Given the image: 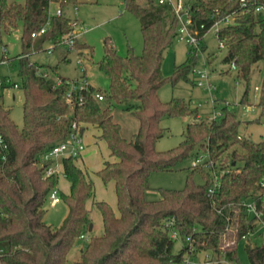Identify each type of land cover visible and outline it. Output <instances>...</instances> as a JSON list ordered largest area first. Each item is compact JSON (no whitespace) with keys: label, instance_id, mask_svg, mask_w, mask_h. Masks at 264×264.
<instances>
[{"label":"trees","instance_id":"trees-1","mask_svg":"<svg viewBox=\"0 0 264 264\" xmlns=\"http://www.w3.org/2000/svg\"><path fill=\"white\" fill-rule=\"evenodd\" d=\"M78 2L0 0V38L17 29L20 21L23 25L18 61L25 93L21 129L0 95V134L8 143L7 149L0 148V264H169L202 250L209 251L218 264H226L223 259L240 264L241 239H245L250 264H264V230L258 229L255 218L242 205L245 200L264 199V139L256 141L241 135L242 120L229 105L208 123L197 116L198 109L188 101L172 98L164 102L159 96L167 80L162 72L165 52L178 33L177 14L158 0H125L126 9L143 19V52L137 54L130 47L122 56L111 41L105 40V53L98 66L109 76V91L90 83L87 88L74 90L70 99L68 81L78 82L79 78L59 76L62 83L56 85V80L39 73L44 71L43 66L32 62L30 54L35 40L32 33L46 23L41 43L57 45L74 29L65 9ZM261 4L264 0H184L191 24L202 40L218 20L234 16V22L223 25L216 34L228 49L224 62L231 66L235 63L237 77L247 85L254 66L263 63L259 118L264 115V12L255 11V7ZM52 5L62 13H51ZM74 47L81 50L80 54L86 48L93 55L92 46L78 39ZM205 49L202 42L199 48L189 50L187 60L175 66L172 80L196 76L198 53ZM52 69L58 73V65ZM248 89L242 104L248 103ZM97 92H102L104 99H98ZM116 106L136 118L133 136L124 133ZM186 115H194L195 120L187 124L184 139L173 148L159 150L157 141L166 134L162 117ZM73 123L83 133L89 126L94 127L97 139L107 142L110 158L97 173L104 183H114L117 211L109 202L96 198L95 184L78 157L63 156L61 173L70 181V188L68 192L60 191V195L68 213L61 224L54 226L44 219L45 204L58 187L61 173L46 175L54 161L42 156L70 135ZM202 147L207 159L214 161L221 184L213 196L208 189L214 183V172L198 164L192 166L183 189L161 188L160 198H147L151 172L174 170ZM195 170L202 172V184L194 181ZM95 204L101 211L104 231L86 238L80 258L71 261L68 253L81 235L92 229L91 206ZM174 232L183 243L178 253L174 252ZM225 234L236 240L225 244ZM192 245L194 250L190 252Z\"/></svg>","mask_w":264,"mask_h":264},{"label":"rangeland","instance_id":"rangeland-1","mask_svg":"<svg viewBox=\"0 0 264 264\" xmlns=\"http://www.w3.org/2000/svg\"><path fill=\"white\" fill-rule=\"evenodd\" d=\"M24 2L25 0H10ZM77 6V8H75ZM57 9L52 5L51 12ZM66 14L74 21H78L80 30H84L78 37L80 43H87L93 48V55L88 49L70 47L69 44L60 42L54 45L52 52H48V47L53 46L50 42H42V36H37L33 41L30 60L43 66L44 71L49 77L57 80L59 76L69 79L86 77L90 83L104 92L109 91V76L100 70L98 62L105 53V40L111 41L122 56H126L129 48L133 47L137 54L143 52L144 40L142 35L143 19L128 11L125 7V0H79L77 4L69 5L65 9ZM264 12V11H263ZM222 21L213 25L203 36V44L206 46L204 51H199L195 69L198 74H190V80L183 77L172 80V75L176 65L184 63L188 58L189 46L185 41L175 38L172 46L166 50L165 58L162 64V72L167 80L159 89V96L162 101L168 102L172 98H180L189 102L192 108H197V116L203 117L208 123L214 119V115L222 112L225 105L235 110L238 117L242 120L239 127L241 135L250 136L254 140L264 139V115L261 114L259 103L260 89L263 83L262 62L254 66L250 82L247 83L237 77L236 70L232 68L230 62H224L223 58L227 54V47L220 44L217 36V30L225 24L233 23ZM23 25L19 22L17 29L10 33H3L0 38V80L4 82L0 86V95L3 96L4 105L10 109V116L21 129L23 127V104L25 93L21 87L19 76L18 55L22 51ZM4 47L7 51L4 52ZM3 56L7 59L3 60ZM58 65V73L53 71V66ZM42 70V69H41ZM200 71L205 72L206 77L202 78V84L199 83L197 75ZM229 71V72H228ZM14 83H18L15 86ZM255 86L259 87L256 94ZM248 89V103L242 104L244 92ZM117 119L124 126V133L131 137L137 130L136 118L121 107H115ZM259 118V120H257ZM195 120L194 115L186 116H164L161 119V125L166 128V134L157 141L159 150H167L180 144L184 139V131L187 124ZM97 131L89 126L84 132V140L87 144L83 155L77 158V161L86 170L92 178L96 188V198L105 200L112 204L117 211L116 194L113 183H104L97 171L103 166V161L110 158V150L105 140L95 142L94 134ZM206 150L198 148L188 158L179 163L174 170L153 171L150 173L149 184L151 188L147 191L148 199H158L161 196L160 189H183L186 185L188 175L192 166L201 159L198 164H204L207 160ZM83 156V157H82ZM82 158L84 162H82ZM206 170H209L204 166ZM194 181L202 184L204 177L201 171L195 170L193 174ZM58 187L65 192L70 188L69 180L60 174ZM46 212L44 219L57 226L62 223L68 213V207L60 201L52 203L49 197L45 204ZM91 217L94 227L89 229L87 236L100 235L104 231L102 214L99 207L95 204L91 206ZM236 239L231 234H225L223 241L225 244L232 243ZM87 239L80 238L76 241L73 248L68 253L71 261L80 258L81 249L84 247ZM257 242L262 239L257 237ZM182 240L179 236L176 238L174 252L178 253L182 248ZM210 257L209 251L202 250L197 254H185L182 261L169 264H189L188 261L201 262ZM238 258L240 264H250L246 250L245 239L238 243Z\"/></svg>","mask_w":264,"mask_h":264},{"label":"built area","instance_id":"built-area-1","mask_svg":"<svg viewBox=\"0 0 264 264\" xmlns=\"http://www.w3.org/2000/svg\"><path fill=\"white\" fill-rule=\"evenodd\" d=\"M244 1V0H243ZM159 4H167L169 6L172 7V9L174 10V12L177 14L178 19H179V26H178V33H177V37L180 40L185 41L189 46L191 47H197L199 48L202 44V38L200 37V33L199 30L196 28H193L192 24H191V20L188 17V13L184 7V0H158ZM244 4V2H243ZM75 8H77V6H75ZM255 11L257 12H263L264 11V4L258 5L255 7ZM52 13V12H51ZM56 13L57 14H61L62 10L60 8L56 9ZM234 16L232 14H229L227 16H225L224 18L218 20L215 24L222 22V21H226L228 22L230 19H233ZM72 25L74 26V29L70 32H68L62 39L61 42L67 43L70 45V47H74V44L76 43V40L78 39V37L80 35H82L83 33V29L80 30L78 27V21L77 20H72L71 21ZM48 23H46L43 27H41L39 30L34 31L32 33V37L35 39L37 36H42L48 27ZM203 27V25H202ZM221 45H223V42H220ZM53 46H49L48 47V52H52ZM7 51V48L4 47V52ZM232 68L233 69H237V66L235 63H232ZM196 74L197 71L195 69ZM40 74H42L43 76L50 78L48 73H46V71L43 72H39ZM200 75L198 76L199 79V83L202 84V78L206 77L207 75L205 74V72L200 71L199 72ZM70 83V89L67 93V96L71 99L72 97V92L74 90H77L79 88L83 89V88H87L90 84V81L84 76L82 78L79 79L78 82L73 81V80H69L68 81ZM62 83V79L60 77H58V79L55 81L56 85H59ZM15 86H18L17 83H14ZM255 90H256V94L258 93L259 87L255 86ZM96 96L98 99L102 100L104 99V94L102 92H97ZM221 114V113H219ZM219 114L214 115V118L216 116H218ZM73 130L70 133V135L62 140L59 141L57 143H55L54 145H52L51 147H49V149L43 154V159L48 161V160H53V164H51L46 171V175H52V174H60L61 173V158L63 156H81L83 155L85 149H86V142L84 140V133L81 131L80 126L77 123H73ZM0 148H2L3 150L8 148V143L5 139V137L0 134ZM201 161V159H197V162L195 165H198V163ZM205 166L209 169H212L214 172V183L213 185H211L208 189V194L210 196H213L216 191H218L221 188V184L220 181L218 179V176L216 174L215 171V163L212 159H207L204 162ZM262 184L264 185V178L262 180ZM50 198L52 200L53 204H56L58 202L61 201V195H60V191L57 188L53 189L50 193ZM242 205L247 209V212L252 215L255 218V222L258 224V229L259 230H264V199L261 200H257V199H252V200H245L242 202ZM218 212H222V208H218L217 209ZM174 236H177V233H173ZM81 238L84 239H88L89 236H87V234H82ZM194 250V246L192 245L191 251L192 252ZM223 261L226 264H230L229 261H226L225 259H223ZM187 262L189 264H218V261H214L212 260L210 257L205 258L204 260H202L201 262L197 263L194 261H188Z\"/></svg>","mask_w":264,"mask_h":264},{"label":"crops","instance_id":"crops-1","mask_svg":"<svg viewBox=\"0 0 264 264\" xmlns=\"http://www.w3.org/2000/svg\"><path fill=\"white\" fill-rule=\"evenodd\" d=\"M93 128H94V127H93ZM94 129H95V128H94ZM95 130H96V129H95ZM96 131H97V130H96ZM97 135H98V131H97V133L94 134V136H95V142H96V143H97L98 141H101V140H98V139H97ZM86 148H87V147H86ZM83 156H84V155H83ZM83 156H82V157H83ZM105 160H107V159H105ZM105 160H104V161H105ZM104 161H103V162H104ZM82 162L85 163L83 158H82ZM69 183H70V181H69ZM111 183H113V182H111ZM113 185H114V183H113ZM58 189H59V187H58ZM59 191H61V190L59 189ZM68 191H69V189H68L67 191H65V192H68ZM93 227H94V225H93V223H92L91 228H93Z\"/></svg>","mask_w":264,"mask_h":264}]
</instances>
